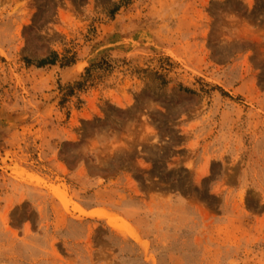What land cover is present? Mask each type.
Here are the masks:
<instances>
[{"label":"rangeland","instance_id":"1","mask_svg":"<svg viewBox=\"0 0 264 264\" xmlns=\"http://www.w3.org/2000/svg\"><path fill=\"white\" fill-rule=\"evenodd\" d=\"M0 264H264V0H0Z\"/></svg>","mask_w":264,"mask_h":264},{"label":"trees","instance_id":"2","mask_svg":"<svg viewBox=\"0 0 264 264\" xmlns=\"http://www.w3.org/2000/svg\"><path fill=\"white\" fill-rule=\"evenodd\" d=\"M116 9H114L113 11H115ZM57 58H58L57 52L53 51V53L50 55V57H47L46 59H44L41 62H38L37 65L39 67H41V66H44V65L49 64V63H51V64L56 63Z\"/></svg>","mask_w":264,"mask_h":264},{"label":"bare ground","instance_id":"3","mask_svg":"<svg viewBox=\"0 0 264 264\" xmlns=\"http://www.w3.org/2000/svg\"><path fill=\"white\" fill-rule=\"evenodd\" d=\"M62 196H63V195H62ZM109 219H110V218H109ZM113 220H114V219H113V218H111V219H110V222H112ZM113 222H114V221H113ZM114 227H115V226H114Z\"/></svg>","mask_w":264,"mask_h":264}]
</instances>
